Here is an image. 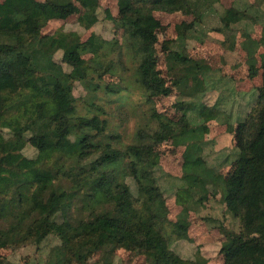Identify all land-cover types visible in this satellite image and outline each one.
<instances>
[{
	"label": "trees",
	"instance_id": "16d2710c",
	"mask_svg": "<svg viewBox=\"0 0 264 264\" xmlns=\"http://www.w3.org/2000/svg\"><path fill=\"white\" fill-rule=\"evenodd\" d=\"M76 3L86 10L85 28L93 27L99 20V0L0 3V14L9 17L8 25H0V198L17 194L15 206L0 201V214H6L10 207L13 212L18 210L17 225L22 227L20 234L14 235L0 228V246H8L19 235L20 245L33 241L43 246L55 235L61 245L52 249L54 259L48 264H90L96 251L110 244L146 255L153 264H207L204 258L185 260L167 241L162 229L167 219L165 197L156 176L160 158L155 154L165 136L175 138L178 145L187 144L184 166L189 173L182 179L192 189L200 182L207 183L191 172L205 167L198 155L203 126H192L186 113L178 126L154 113L158 129L140 128L134 143L125 150L103 142L108 139L106 121L100 115L79 113L73 85L79 81L91 92L90 63L98 70L106 66L110 71L113 64L105 65L103 59L119 49V42L97 38L85 43L76 33L42 34L50 21L71 17ZM190 7V0H131L122 20L116 22L126 36L127 56L137 62L134 77L146 92L160 87L154 46L162 25L154 11ZM106 13L110 14L108 10ZM239 19L236 10H227L221 22L230 29ZM60 51L61 64L55 61ZM85 54L93 59L88 61ZM170 58L177 62L170 68L187 77L205 71L181 54ZM91 107H96L94 101L90 111ZM245 125L236 168L227 180L224 197L228 212L240 220V231L231 234L220 248L224 264H264V86L259 88ZM4 130H9V137ZM28 145L37 150L35 158L24 156ZM69 161L74 164L66 172ZM127 175L136 183V192L122 180ZM78 199L82 208L76 218L70 211ZM185 215L177 225L184 239L188 231Z\"/></svg>",
	"mask_w": 264,
	"mask_h": 264
},
{
	"label": "rangeland",
	"instance_id": "374dc122",
	"mask_svg": "<svg viewBox=\"0 0 264 264\" xmlns=\"http://www.w3.org/2000/svg\"><path fill=\"white\" fill-rule=\"evenodd\" d=\"M38 1L45 3L48 0ZM130 1L99 0V20L89 29L83 23L86 10L76 3V11L71 17L50 21L42 34L76 33L85 43H92L97 38L119 42V49L103 59L105 65L107 62L113 64L110 71L106 66L98 70L90 63L93 71L91 92L79 81L73 85L79 113L100 115L106 121L108 139L104 138L103 142L114 149L125 150L133 144L140 128L156 131L158 124L153 118L154 113L176 126L184 122L186 113L192 126H203V142L199 145L198 155L203 158L205 167L191 172L198 173L207 183L200 182L192 189L191 184L182 179L189 173L184 166L187 144L181 141L178 145L175 138L165 136L155 148V154L160 158L156 176L165 197L163 211L167 218L162 229L171 249L185 260L204 258L207 264H224L225 257L220 248L231 234L240 231V220L228 212L224 200L226 184L236 168L239 144L246 130L245 121L255 107L259 88L264 86V0H190L192 8L154 11L162 25L156 32L154 46L160 87L149 93L134 77L137 62L127 56L126 36L116 25L122 20ZM227 10H236L241 17V22L230 29H225L221 22ZM8 24L9 17L0 14V25ZM249 39L255 45L250 46ZM172 54H181L205 71L187 77L179 69L170 68V65L177 66L175 59L170 58ZM92 57L91 54L84 55L88 61ZM62 58V51L55 55L59 64ZM64 67L70 71L69 67ZM252 72H256L253 75L256 77H251ZM92 101L96 107H91L90 111ZM4 134L9 137V130H4ZM23 154L35 158L38 152L28 145ZM73 164V161L67 162L66 172ZM131 179L128 175L122 177L136 192V183ZM64 180L69 182L70 179ZM16 195L1 196L0 201L13 206ZM76 201L70 214L77 218L82 206L80 199ZM185 212L186 239L182 238L177 226ZM17 215L18 210L13 212L11 207L6 214L1 213V230H11L12 235L19 233L22 227L17 225ZM21 239L19 235L8 246H0V264H48L54 259L52 249L61 245L55 235L43 246H36L33 241L20 245ZM89 263L153 264L148 256L113 244L100 247Z\"/></svg>",
	"mask_w": 264,
	"mask_h": 264
},
{
	"label": "crops",
	"instance_id": "0c3cea01",
	"mask_svg": "<svg viewBox=\"0 0 264 264\" xmlns=\"http://www.w3.org/2000/svg\"><path fill=\"white\" fill-rule=\"evenodd\" d=\"M4 1H5V0H3V1L0 2V3H3ZM240 18H241V17H240ZM242 20H243V19H242ZM240 22H241V19H239L238 23H240ZM238 23H237V24H238ZM249 43H250V44H249L250 46L255 45V42H254L253 40H250V39H249ZM252 69H253V68H252ZM252 69H250V70H252ZM254 69H255V68H254ZM251 77L254 78V77H256V76H251Z\"/></svg>",
	"mask_w": 264,
	"mask_h": 264
}]
</instances>
